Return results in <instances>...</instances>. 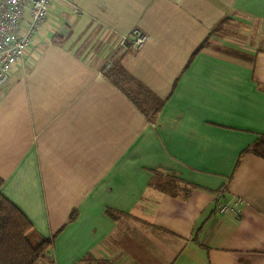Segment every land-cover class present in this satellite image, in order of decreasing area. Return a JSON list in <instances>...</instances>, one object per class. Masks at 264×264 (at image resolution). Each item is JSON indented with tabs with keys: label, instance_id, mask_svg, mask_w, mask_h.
Here are the masks:
<instances>
[{
	"label": "crops",
	"instance_id": "1",
	"mask_svg": "<svg viewBox=\"0 0 264 264\" xmlns=\"http://www.w3.org/2000/svg\"><path fill=\"white\" fill-rule=\"evenodd\" d=\"M262 135L264 0H55L0 86L1 192L54 236L36 264H264Z\"/></svg>",
	"mask_w": 264,
	"mask_h": 264
},
{
	"label": "trees",
	"instance_id": "2",
	"mask_svg": "<svg viewBox=\"0 0 264 264\" xmlns=\"http://www.w3.org/2000/svg\"><path fill=\"white\" fill-rule=\"evenodd\" d=\"M104 75L121 88L142 112L148 114L150 107L154 114L152 118L155 117L161 103L119 63L113 64ZM150 96L154 99L150 100ZM262 138L264 135L252 145L251 150L264 157V153L258 149ZM163 175L156 174L152 183L156 187L169 190L173 186L163 181V178H169ZM2 184L0 177V264H36L52 246L54 236L44 238L37 234L25 215L3 196ZM74 217L75 213L72 212L70 218Z\"/></svg>",
	"mask_w": 264,
	"mask_h": 264
},
{
	"label": "built area",
	"instance_id": "3",
	"mask_svg": "<svg viewBox=\"0 0 264 264\" xmlns=\"http://www.w3.org/2000/svg\"><path fill=\"white\" fill-rule=\"evenodd\" d=\"M54 1L0 0V86L8 82L13 68L22 59L35 34L46 21ZM147 40L143 31L134 29L119 38L115 52L142 49ZM111 64V61L108 62L106 67ZM239 203L222 205L220 211L237 213Z\"/></svg>",
	"mask_w": 264,
	"mask_h": 264
},
{
	"label": "rangeland",
	"instance_id": "4",
	"mask_svg": "<svg viewBox=\"0 0 264 264\" xmlns=\"http://www.w3.org/2000/svg\"><path fill=\"white\" fill-rule=\"evenodd\" d=\"M117 55H121V53L119 52ZM151 97V96H150ZM154 99L153 97L150 98V100ZM150 112L148 114H150L151 116H153V112L152 109L149 107ZM258 149L264 153V138H262V142L259 144ZM169 178H163V181L166 180L167 184H170L171 186H173L175 188L176 186V180L174 179V177L172 176H168Z\"/></svg>",
	"mask_w": 264,
	"mask_h": 264
}]
</instances>
